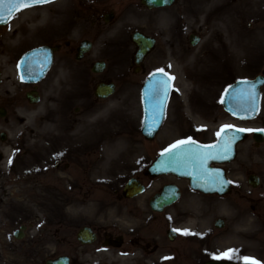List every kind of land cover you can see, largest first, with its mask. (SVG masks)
I'll list each match as a JSON object with an SVG mask.
<instances>
[{"label": "rangeland", "instance_id": "374dc122", "mask_svg": "<svg viewBox=\"0 0 264 264\" xmlns=\"http://www.w3.org/2000/svg\"><path fill=\"white\" fill-rule=\"evenodd\" d=\"M78 0H64L55 2L52 4H49L46 8L45 7H36V8H30L26 11L20 13V15H16L13 24L8 23L7 26H0V35L3 33L7 35V33L18 27L21 28L23 26H26L27 24H30V18H34L35 16H38L40 14L48 13L46 11L47 8H54V10H58L61 12H64V15L67 14L66 12L70 11V14L78 15V13L71 8V6L74 3H77ZM121 0H84V4L82 5L84 8V15L86 18H91V14L93 13V10H96L97 12L102 11L103 9L107 8L108 5L112 4L114 6L120 5ZM223 0H179L178 3L172 7L171 11L169 12H161L159 11V14L157 15L158 18H163L162 20L157 21H148L146 19L145 15L144 17H139L132 13L138 10H143L142 8H139V0H135L131 6L127 8H116V10L120 11L121 15L128 11L130 7H133V9L130 10V18L131 20H138V24L136 25L134 22H131L129 20H121L119 21V24H128L127 27H129V30L132 28H142L146 30H151L155 33H157L162 41H169V45L172 43L178 44L174 46L175 52L177 55L181 50L187 51L190 50V54H198V51L202 48V43H208V30H203L204 27L202 26V20H208L211 19V31L215 36V47L212 50V61L213 62H219L221 59L224 58L225 55H227L226 58H224L223 63H221L217 69L216 73L212 76L204 75V79L206 80L205 83L209 86H205L203 89L202 95L198 98L203 97V94H205V97H218L219 101L221 102L223 93L227 87L228 84L232 83L237 79V76H255L259 73H261L262 69H264V0H250L251 2H247L248 0H231L230 5L227 6H220L216 9L215 12L209 13L211 9L218 6L220 2ZM226 1V0H224ZM71 5V6H70ZM144 11V10H143ZM214 14V15H213ZM258 18H254V17ZM70 20V19H69ZM123 21V22H122ZM88 21L84 19V23L86 24ZM175 22V23H173ZM258 22H260L258 24ZM173 23V26L177 24V29L173 30L170 24ZM11 24V25H10ZM261 30H258V26ZM207 26V25H206ZM192 29H195L202 37L200 40L201 43L197 46H191L189 44V34L191 33ZM165 30V31H164ZM83 32L89 33L90 31L88 29H84ZM174 34L173 36H170L169 34ZM26 36L20 38L19 44L22 45L23 41L25 39H30L31 41H36L39 36L40 32L38 31L36 25L29 29L26 34ZM127 35V34H126ZM125 35V39H126ZM27 37V38H26ZM28 41L25 40L24 43L26 44ZM3 39L0 38V47H3ZM28 46H22L20 49H17L16 51H12L9 49V51L12 52L8 53L14 56L20 54L21 52L25 51L29 48ZM31 47V46H30ZM168 47V46H167ZM2 52L3 50L0 49ZM246 51L245 54H243ZM13 52H15L13 54ZM243 54V57L240 58ZM199 58V56H197ZM121 59V56L119 57V60ZM178 59L182 62V64L179 67V64L174 65V69H169L173 71L178 80L179 86H177L173 92H172V101H178L177 94L182 92L183 84L189 83L191 84V79L188 81L189 78L186 76L190 75L193 79L192 82L197 79L198 80V71L192 75L189 72V67L187 66L186 60L183 58H180L178 56ZM0 62H2L0 60ZM200 66V65H198ZM164 69L159 67V65L156 64H150L148 66V70L140 77L137 87L132 91L131 95L126 93V89L124 87L120 88L119 91L114 95L119 99V108L118 111H129L127 107L122 106V102L124 101L127 96H135L137 97V100L134 99L133 103L131 104L133 106V115L138 119V123L141 122V113L139 109V115L137 113V109L139 106L138 103V97L139 94V86L144 80V78L155 68ZM180 68H183V72L180 71ZM200 68V67H199ZM207 67L204 66L203 68L197 69L199 70L200 75L203 72V70L206 71ZM119 68L116 69V76L115 78L121 81V74L119 73ZM7 77L4 82V84L0 85V102L6 103L8 106V111L10 112V123L8 125L9 134L12 140V144L8 146V148L14 147V145H17L16 139L17 135L22 132L27 135L29 143L32 142L30 139V133L34 131V134H31L32 137L36 134L42 135L45 133L46 127L52 128L54 119L52 118L53 115L48 116L46 114V111L54 112L56 111L55 106L53 104H49L47 102V98L44 99V101L39 105H33L30 103H27L24 99H19L18 101H13L10 98V95L13 93L14 86L17 85L18 82L14 75V70L9 71V68L7 70ZM204 82V81H203ZM194 86V82H193ZM179 91V93H178ZM184 91V90H183ZM193 91V88H192ZM193 97V96H192ZM16 102V104H13ZM132 102V101H131ZM171 103L172 109L173 105L175 106V103ZM45 103V106H44ZM14 105V106H12ZM130 105V106H131ZM109 107V106H108ZM177 107L180 110L179 104ZM261 112L262 115H264V87L262 89V105H261ZM18 112H28L29 115H21L18 116ZM39 112V113H38ZM129 112H132L129 111ZM261 115V116H262ZM183 118V117H182ZM214 120H219L218 117L214 118ZM40 123V124H39ZM41 123L46 124L45 126H42ZM6 125V124H5ZM4 127L3 124H0V128ZM6 128V127H5ZM34 129V130H33ZM53 132V129L51 130ZM184 130L179 131L180 135H184ZM50 134V132H49ZM177 133L173 134L169 137V139L177 137ZM203 137V135H200ZM209 136V132L207 131L205 133V137ZM119 150L116 151L118 154V157L121 160L130 159L131 153L125 148L126 143L123 141V137H119ZM45 147L46 153H50L52 151V148L49 149L46 148V142L44 140L40 139L39 147ZM9 152V150H8ZM10 153H13V150L10 149ZM11 154L9 156H11ZM18 158H21L22 155L16 154ZM139 155H142L141 152H137L133 155V157H137ZM40 161L44 162L45 157L43 153H40ZM140 165H134L133 169H138ZM7 168V167H6ZM260 169V168H259ZM53 170V166L51 168ZM130 172V171H129ZM263 173V172H262ZM51 174L45 175L42 174L40 179L45 178ZM264 175V173H263ZM39 180V179H38ZM32 180L34 187H39L38 183L41 184L42 180ZM27 188L30 189V184H25ZM11 186V183L8 185ZM67 186V181L64 179L62 180L59 185L56 188H53L52 196L54 197L55 202H65L66 199H63L65 195H63V192H65V187ZM36 189L34 188V193ZM2 196V199L6 202L8 208H10L11 204L13 203V207L17 204V206L20 208L18 212L16 211L11 212L6 207L4 210L1 209V213L3 216H1L2 220L10 218H14V226L13 228L17 227L18 223L23 221L27 225V233L26 236L23 238V246H25V249H30L32 246V243L30 241H33L35 239H42L47 236L48 226H46V222H44L42 225L38 227V221H45L46 219L55 218L56 217V211L52 214H48V211L55 208H59L57 203L53 202L51 206L49 207L48 211L43 212V208H46L42 205H35L34 202H31V200H20V199H10L9 197H5V195H2L0 193V197ZM60 209V208H59ZM8 215V216H7ZM9 218V219H10ZM0 220V224L4 222ZM54 226H57V220L54 221ZM17 225V226H16ZM12 228V229H13ZM263 232L262 234V240L264 244V228L262 225ZM187 264V263H183Z\"/></svg>", "mask_w": 264, "mask_h": 264}, {"label": "snow or ice", "instance_id": "6c2138e0", "mask_svg": "<svg viewBox=\"0 0 264 264\" xmlns=\"http://www.w3.org/2000/svg\"><path fill=\"white\" fill-rule=\"evenodd\" d=\"M50 0H0V23H7L8 18L12 17L14 12H18L23 9L31 8L36 5H43L49 3ZM168 67H171L169 65ZM159 73L163 74L162 79L153 80L152 83V91L153 93L159 97V103L161 106V110L163 108V103L167 100L170 86L174 77L168 76L167 73L164 72V69H159ZM156 76V73H153V77ZM23 79V77H21ZM241 83L248 85L247 88L241 89L237 92V97L242 99L245 104L248 105L246 110L255 111L256 110V103H257V93H256V85L250 81H241ZM227 89H225V93H227ZM223 103V101H221ZM231 126H224L221 128L220 132L217 133V136H220L221 133H224L226 130L230 129ZM237 131H244L243 129H238ZM235 137H231L225 139L223 143V149L226 153L230 148V145ZM196 142L192 140L190 137L187 140H178L175 143L169 145L163 152L160 153L161 156H165L167 154L168 161L167 163H182V162H189L194 166H199L202 170V174L208 173L207 168L204 165L207 163L208 159L216 158V155L219 154L218 149L220 146L218 145H203L197 146L195 149L191 148L192 145H195ZM214 150H217L214 153ZM11 163V160L9 161ZM210 176L211 182L216 183L219 179L218 175ZM221 184L231 183L230 181H223L222 179L219 180ZM173 231H178L177 229H173ZM184 235H189L190 233L187 230H183ZM217 260H236L242 259L243 264H260L259 261H256L254 258L249 257H238L237 250L229 249L223 253H220L213 257Z\"/></svg>", "mask_w": 264, "mask_h": 264}, {"label": "water", "instance_id": "95a60500", "mask_svg": "<svg viewBox=\"0 0 264 264\" xmlns=\"http://www.w3.org/2000/svg\"><path fill=\"white\" fill-rule=\"evenodd\" d=\"M165 1L168 2L169 0H153V2H158V3H164ZM262 81L263 80H261V79L256 80V88L257 89H259V86H260L259 84L262 83ZM247 87H248V85L243 84L241 89H245ZM147 91L150 92V86L147 87ZM149 92H148V94H149ZM229 96H230V94H229ZM148 100H150V97L148 98ZM247 107L248 106L246 105V109H247ZM256 111H257V103H256V110L255 111L246 110L245 113H248L247 116H253L256 113ZM242 116H245V115H242ZM229 152L232 155L233 154V148H230ZM187 171H188V173H192V169L191 168H188ZM213 264H219V263H213Z\"/></svg>", "mask_w": 264, "mask_h": 264}, {"label": "flooded vegetation", "instance_id": "af4514ba", "mask_svg": "<svg viewBox=\"0 0 264 264\" xmlns=\"http://www.w3.org/2000/svg\"><path fill=\"white\" fill-rule=\"evenodd\" d=\"M94 228L97 230L98 232V228L96 226H94ZM68 254L70 255L71 257V264H79L80 263V258L82 257L83 254H94V253H90V252H87L85 250H81V249H71L68 251Z\"/></svg>", "mask_w": 264, "mask_h": 264}]
</instances>
